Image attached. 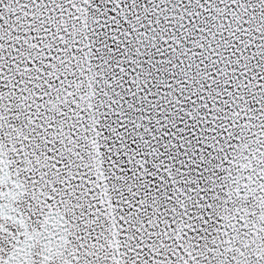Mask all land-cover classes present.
<instances>
[{
  "label": "snow or ice",
  "instance_id": "obj_1",
  "mask_svg": "<svg viewBox=\"0 0 264 264\" xmlns=\"http://www.w3.org/2000/svg\"><path fill=\"white\" fill-rule=\"evenodd\" d=\"M0 264H264V0H0Z\"/></svg>",
  "mask_w": 264,
  "mask_h": 264
}]
</instances>
